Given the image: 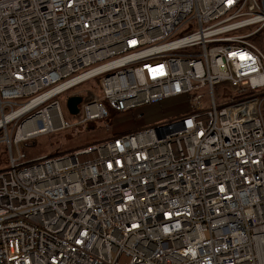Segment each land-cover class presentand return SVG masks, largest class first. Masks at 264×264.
Instances as JSON below:
<instances>
[{
	"label": "built area",
	"instance_id": "obj_1",
	"mask_svg": "<svg viewBox=\"0 0 264 264\" xmlns=\"http://www.w3.org/2000/svg\"><path fill=\"white\" fill-rule=\"evenodd\" d=\"M169 100L188 112L20 149ZM263 108L264 0H0V264H264Z\"/></svg>",
	"mask_w": 264,
	"mask_h": 264
},
{
	"label": "rangeland",
	"instance_id": "obj_2",
	"mask_svg": "<svg viewBox=\"0 0 264 264\" xmlns=\"http://www.w3.org/2000/svg\"><path fill=\"white\" fill-rule=\"evenodd\" d=\"M217 89L219 90L216 92L222 95L223 89H220V87ZM87 91L86 85L83 84L58 97L65 119L70 122H77L79 120L78 116L72 115L69 112L67 108V99L73 93L85 95ZM104 104L107 106L106 102H104ZM108 109L110 113L108 119L95 122L89 125L85 130H83V126H78V132L74 130V133H76L74 134L75 137L71 140L70 138L68 139L70 140L69 144L66 143L62 146L58 144L60 140L66 139V136L70 135V131H67L42 136L34 141L22 143L20 144V149L27 155V160H35L42 156L55 157L64 153H71L78 150L77 148L81 146L94 145L110 140L114 134L124 135L156 125L169 123L182 118L188 112V107L177 100H169L161 104L144 106L127 112L111 113V109ZM104 122H107V124L104 125ZM14 153H16L15 149ZM7 167L8 158L6 146L0 144V170Z\"/></svg>",
	"mask_w": 264,
	"mask_h": 264
},
{
	"label": "trees",
	"instance_id": "obj_3",
	"mask_svg": "<svg viewBox=\"0 0 264 264\" xmlns=\"http://www.w3.org/2000/svg\"><path fill=\"white\" fill-rule=\"evenodd\" d=\"M95 82H98V79L97 80H95ZM116 111H113V110H111V113H115ZM263 115H264V108H263ZM110 117V113H109V116H108V118ZM107 118V119H108ZM91 124H93V123H89V124H87V125H85L84 127H83V130H85L89 125H91ZM105 124H107V122H104V125ZM77 136V135H76ZM119 136H121L120 134H114V135H112V137H111V139L110 140H112V139H115V138H117V137H119ZM75 137V135H73L72 134V132H70V135H68V136H66V139H62V140H60L59 142H58V144L59 145H65L66 143H70V140L71 139H73ZM70 138V140H68ZM68 140V141H67ZM104 142V141H103ZM87 146H91V145H86V146H81V147H78L77 149H81V148H85V147H87ZM75 150V149H74ZM6 169V168H5ZM1 170H4V169H1Z\"/></svg>",
	"mask_w": 264,
	"mask_h": 264
},
{
	"label": "water",
	"instance_id": "obj_4",
	"mask_svg": "<svg viewBox=\"0 0 264 264\" xmlns=\"http://www.w3.org/2000/svg\"><path fill=\"white\" fill-rule=\"evenodd\" d=\"M81 102L82 98L78 96L70 97L67 100V108L72 115H77L79 113V105Z\"/></svg>",
	"mask_w": 264,
	"mask_h": 264
},
{
	"label": "bare ground",
	"instance_id": "obj_5",
	"mask_svg": "<svg viewBox=\"0 0 264 264\" xmlns=\"http://www.w3.org/2000/svg\"><path fill=\"white\" fill-rule=\"evenodd\" d=\"M78 114H79V113H78ZM78 114H77V115H78Z\"/></svg>",
	"mask_w": 264,
	"mask_h": 264
}]
</instances>
